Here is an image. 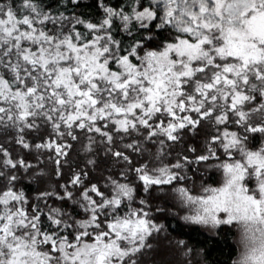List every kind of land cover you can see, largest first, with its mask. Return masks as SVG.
I'll list each match as a JSON object with an SVG mask.
<instances>
[{"label": "snow or ice", "instance_id": "obj_1", "mask_svg": "<svg viewBox=\"0 0 264 264\" xmlns=\"http://www.w3.org/2000/svg\"><path fill=\"white\" fill-rule=\"evenodd\" d=\"M233 232L264 264V0H0V264H216Z\"/></svg>", "mask_w": 264, "mask_h": 264}, {"label": "trees", "instance_id": "obj_2", "mask_svg": "<svg viewBox=\"0 0 264 264\" xmlns=\"http://www.w3.org/2000/svg\"><path fill=\"white\" fill-rule=\"evenodd\" d=\"M84 3L91 5L93 0H84ZM167 222L171 223L172 225L169 231L172 232L173 235H176L178 232H180V229L178 228V222L176 220L170 218ZM184 231L187 232V230ZM184 238L195 241L202 240L203 236L197 235L196 233H188L186 236H184ZM210 251V260L216 262V264H228L230 259H236L239 253V248L236 243V234L234 232L224 234L217 242L212 245Z\"/></svg>", "mask_w": 264, "mask_h": 264}]
</instances>
